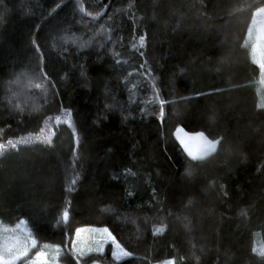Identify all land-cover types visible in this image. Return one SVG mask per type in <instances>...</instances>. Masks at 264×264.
I'll use <instances>...</instances> for the list:
<instances>
[{"label": "trees", "instance_id": "trees-1", "mask_svg": "<svg viewBox=\"0 0 264 264\" xmlns=\"http://www.w3.org/2000/svg\"><path fill=\"white\" fill-rule=\"evenodd\" d=\"M260 7L0 0V223L26 219L40 243L61 247L63 264H79L71 241L84 227L107 228L130 253L117 261L110 244L108 264H153L139 212L156 183L139 169L156 158L172 197L183 181L172 147L187 165L217 163L216 202L165 213L173 257L160 263L264 264L263 72L248 41ZM181 130L221 139L216 156L191 162Z\"/></svg>", "mask_w": 264, "mask_h": 264}, {"label": "rangeland", "instance_id": "rangeland-1", "mask_svg": "<svg viewBox=\"0 0 264 264\" xmlns=\"http://www.w3.org/2000/svg\"><path fill=\"white\" fill-rule=\"evenodd\" d=\"M248 41L253 43L254 59L261 66V64H264V12H259L258 9L254 13L253 21L248 30ZM261 69L263 72L262 85L264 87V68L261 67ZM169 149L177 169L183 175L182 184L172 197H167L164 194V190L170 181V174L161 168L156 158L142 160L143 167L139 169L146 172L151 171L156 183V195L149 192L150 197L145 198L146 210L139 212L143 233H148L150 237L149 256L153 264H161L162 256H164V261H168L173 257V252L168 248L167 240L164 237L167 233L164 217L165 213L174 208L176 202H200L208 205H213L216 202L210 180L213 178L217 163L199 167L187 165L175 148L169 147ZM132 167L128 166L127 170L138 174L139 170H134ZM189 168L191 169V175L187 174ZM66 221L67 219L62 218L61 224H68L69 222ZM0 224V253H4L5 249L9 247L13 249V252L27 249V255L20 256L14 264H63L61 247L40 243L32 234L26 219H22L13 225L3 222ZM33 240H35L34 245ZM110 244L112 245L111 254L117 261L130 256L126 255L125 253L128 252L111 237L107 228L100 227L79 229L71 241V250L73 255L79 258V264H108L105 258L101 256L105 254ZM41 252L44 253L43 258L39 256ZM93 255L94 258L90 262L86 263L80 260ZM167 264H171V261Z\"/></svg>", "mask_w": 264, "mask_h": 264}, {"label": "water", "instance_id": "water-1", "mask_svg": "<svg viewBox=\"0 0 264 264\" xmlns=\"http://www.w3.org/2000/svg\"><path fill=\"white\" fill-rule=\"evenodd\" d=\"M201 134H203V136H201ZM205 137L207 138V140H212L203 132L190 133L185 130H181L180 134L177 136V142L180 148L182 149L184 155L191 162L203 163L216 156L221 143V139H219L220 142L215 145V151L210 152L209 154H205L208 151L207 143L204 139ZM189 152H191L192 155H189ZM193 157H195V159ZM64 218L67 219L66 222H69L68 215H65ZM74 258L77 261L79 260L77 256H74Z\"/></svg>", "mask_w": 264, "mask_h": 264}, {"label": "snow or ice", "instance_id": "snow-or-ice-1", "mask_svg": "<svg viewBox=\"0 0 264 264\" xmlns=\"http://www.w3.org/2000/svg\"><path fill=\"white\" fill-rule=\"evenodd\" d=\"M259 12H264V8H259ZM141 44L143 45V38L141 39ZM261 67L264 68V64H261ZM35 87L40 88L42 87V84L37 83ZM203 136V134H201ZM207 143L208 151L205 154H209L210 152L215 151V145L218 144L219 140H207V138H204ZM11 144V141L8 142ZM13 147H16L15 145H12ZM3 148V145H0V149ZM189 155H192L191 152H189ZM195 159V157H193ZM188 175H191V169L189 168L187 171ZM105 211H108V209H105ZM66 215V214H65ZM33 245L35 244V240L32 241ZM119 247V245H117ZM126 255H130V253H125ZM27 255V249H24L23 251L13 252L12 248L5 249L4 253H0V264H14V262L19 259L20 256ZM82 255V253H81ZM40 258H43L44 253H39Z\"/></svg>", "mask_w": 264, "mask_h": 264}]
</instances>
